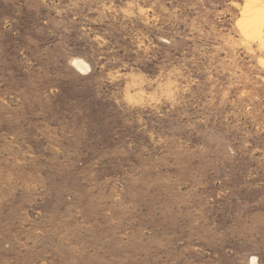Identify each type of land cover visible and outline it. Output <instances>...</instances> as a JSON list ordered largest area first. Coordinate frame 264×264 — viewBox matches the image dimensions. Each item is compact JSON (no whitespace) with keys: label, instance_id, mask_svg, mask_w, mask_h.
<instances>
[{"label":"rangeland","instance_id":"1","mask_svg":"<svg viewBox=\"0 0 264 264\" xmlns=\"http://www.w3.org/2000/svg\"><path fill=\"white\" fill-rule=\"evenodd\" d=\"M262 1L0 0V264H264Z\"/></svg>","mask_w":264,"mask_h":264},{"label":"bare ground","instance_id":"2","mask_svg":"<svg viewBox=\"0 0 264 264\" xmlns=\"http://www.w3.org/2000/svg\"><path fill=\"white\" fill-rule=\"evenodd\" d=\"M249 2V4H254L255 3V5H257V4H261L263 1L262 0H248ZM263 5V4H262ZM77 66L79 67V68H84V64H81V63H77ZM82 70V69H81Z\"/></svg>","mask_w":264,"mask_h":264}]
</instances>
